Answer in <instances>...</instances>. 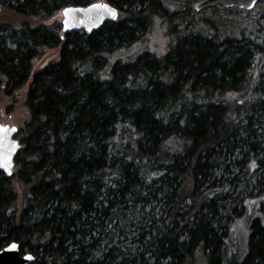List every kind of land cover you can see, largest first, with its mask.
<instances>
[{
	"label": "trees",
	"instance_id": "trees-1",
	"mask_svg": "<svg viewBox=\"0 0 264 264\" xmlns=\"http://www.w3.org/2000/svg\"><path fill=\"white\" fill-rule=\"evenodd\" d=\"M101 1L118 20L87 34L46 22L100 0H0V95L24 90L27 112L13 176L0 172V250L17 243L34 264H264L259 219L244 260L228 255L238 212L219 213L214 177L231 157L264 169L243 152L264 153L243 138L264 108V40H217L214 23H183L160 0ZM155 20L165 55L110 65ZM45 48L59 59L34 73Z\"/></svg>",
	"mask_w": 264,
	"mask_h": 264
},
{
	"label": "rangeland",
	"instance_id": "rangeland-1",
	"mask_svg": "<svg viewBox=\"0 0 264 264\" xmlns=\"http://www.w3.org/2000/svg\"><path fill=\"white\" fill-rule=\"evenodd\" d=\"M101 1V0H100ZM163 6L170 14L183 15V23L189 21L209 20L215 24L216 39L224 40L228 38L237 39L243 43L260 44L264 40V4H257L251 11H245L238 8H211L202 11H197L196 6L205 0H160ZM6 11H2L1 15H6ZM63 15L62 11L57 12L50 17L46 22L47 26L61 25ZM180 20H177L179 24ZM186 26V25H184ZM168 26L163 28L162 23L158 20L153 21L148 37L139 44L134 45L129 50H123L111 56L110 65L117 61L133 62L143 52L154 54L158 59L165 55L168 49V39L166 35ZM60 49H42L40 55L33 61L32 71L38 72L46 67L55 64L59 59ZM26 89V88H25ZM25 91L21 90L11 97L0 95V124L8 125L9 127H17L21 130L27 119V112L24 108ZM251 129L254 131L253 136H248L249 144H254L256 147L264 148V108L260 110L256 119L252 123ZM243 152H253L256 159H263L264 153L260 150L243 149ZM230 164L227 170H218L214 174L216 188L222 191L221 198L216 200L219 207L221 206L220 214L224 209H229L234 206L238 214L234 218L231 226L230 248L228 255L233 261L241 262L248 253V240L250 234V225L254 220L259 219L264 223V195L259 194L257 181L264 178V169L260 167L257 171L256 167H252L253 162L249 166L236 164L235 158L231 157ZM241 158H239L240 160ZM227 191V192H226ZM254 202V203H253ZM163 203H153L157 218L162 213ZM164 215V214H163Z\"/></svg>",
	"mask_w": 264,
	"mask_h": 264
},
{
	"label": "water",
	"instance_id": "water-1",
	"mask_svg": "<svg viewBox=\"0 0 264 264\" xmlns=\"http://www.w3.org/2000/svg\"><path fill=\"white\" fill-rule=\"evenodd\" d=\"M260 3L264 4V0H255V3H253V0H205L196 6V10L202 11L221 6L223 8L237 7L238 9L251 11ZM94 4L107 3L101 1ZM91 5L86 7L65 8L71 9V11H69L67 15H65V9L62 11L63 32H86L87 34H91L92 32L101 29L106 23L116 22L118 20V16L113 19L107 15L104 9H94ZM81 9L84 11H80ZM0 126H3L6 129L5 132L0 133V172L10 178L13 176L15 157L22 147L21 142L16 138L19 130L17 127H9L8 125L0 124ZM13 129H15V131H13ZM15 244L17 245L16 249H11L10 244L0 250V264H34L36 262L34 255L29 253L22 255L20 252V246L17 243ZM29 257H31V259H28Z\"/></svg>",
	"mask_w": 264,
	"mask_h": 264
},
{
	"label": "snow or ice",
	"instance_id": "snow-or-ice-1",
	"mask_svg": "<svg viewBox=\"0 0 264 264\" xmlns=\"http://www.w3.org/2000/svg\"><path fill=\"white\" fill-rule=\"evenodd\" d=\"M253 3H255V0H253ZM92 8L94 9H104L107 13L108 16H110L111 18L115 19L118 16V11L114 8H112L110 5L108 4H93L91 5ZM71 11V9H65V15L68 14V12ZM80 11H84L83 9H81ZM6 129L3 126H0V133L5 132ZM13 131H15V129H13ZM252 167H255V163L253 162ZM254 203V202H253ZM11 249H16L17 245L15 243L10 245ZM28 259H31V257H29Z\"/></svg>",
	"mask_w": 264,
	"mask_h": 264
}]
</instances>
